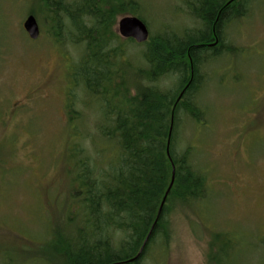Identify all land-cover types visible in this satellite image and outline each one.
<instances>
[{
    "label": "rangeland",
    "instance_id": "374dc122",
    "mask_svg": "<svg viewBox=\"0 0 264 264\" xmlns=\"http://www.w3.org/2000/svg\"><path fill=\"white\" fill-rule=\"evenodd\" d=\"M137 1L151 35L199 26L187 0ZM248 8L225 30L243 50L201 66L196 98L205 123L184 117L180 127V145L193 144L192 162L206 175L208 197L170 206L167 246L149 252L150 264H211L215 233L236 244L227 264H264V0H249ZM42 9L41 0H0V256L15 254L16 264L40 263L34 252L63 217L71 148L78 144L96 156L98 147L111 158L115 147L98 134L97 125L108 123L98 97L72 76L83 47L59 42ZM131 12H117L112 31L119 34L120 18ZM29 14L41 28L37 39L23 27ZM145 48L131 44L128 53L137 59ZM28 253L34 256L24 258Z\"/></svg>",
    "mask_w": 264,
    "mask_h": 264
},
{
    "label": "trees",
    "instance_id": "16d2710c",
    "mask_svg": "<svg viewBox=\"0 0 264 264\" xmlns=\"http://www.w3.org/2000/svg\"><path fill=\"white\" fill-rule=\"evenodd\" d=\"M41 1L55 38L83 47L72 76L78 87L98 97L108 117V123L97 125L98 134L115 147L111 158H104L106 149L97 147L92 156L78 144L71 148L63 217L34 252L41 260L37 264H150L149 252L167 246L170 206L195 205L208 197L206 175L192 162L193 144L180 145V127L184 117L205 123L206 111L196 98L204 82L201 66L243 50L226 39L225 30L247 15L249 0H187L199 26L150 33L137 59L128 47L138 43L122 38L112 26L113 16L127 10L145 21L139 1ZM163 78L172 80L171 86L163 87ZM173 166L174 183L160 217L141 255L129 262L156 220ZM232 239L214 234L211 264H227L236 246ZM29 254L24 258L34 256ZM17 259L5 252L0 264H16Z\"/></svg>",
    "mask_w": 264,
    "mask_h": 264
},
{
    "label": "water",
    "instance_id": "95a60500",
    "mask_svg": "<svg viewBox=\"0 0 264 264\" xmlns=\"http://www.w3.org/2000/svg\"><path fill=\"white\" fill-rule=\"evenodd\" d=\"M23 27L31 39H37L40 36V25H39L38 20L35 17V15L29 14L23 22ZM118 32L122 38H126V39L131 38V39L135 40L137 43L146 42L150 36V30H149L147 23L143 19H141L140 17H138L136 15H125V16L121 17L119 22H118ZM216 42L213 44H210V46L215 45ZM191 80H192V78L190 79V82H191ZM190 82L187 84L185 89L188 87ZM184 90L180 93L178 100H180V98L182 97ZM174 178H175V167L173 166L172 180H171V183H170V185H169V187H168V189L164 195V198H163L162 203L160 205L156 220H155L154 224L152 225L150 232L147 235L146 240H145L141 250L133 259L129 260V262L136 260L141 255V253L143 252V249H144L147 241L149 240V237H150L152 231L154 230V227H155V225H156V223L160 217L163 205L165 204L166 198H167V196L171 190V187L174 183Z\"/></svg>",
    "mask_w": 264,
    "mask_h": 264
},
{
    "label": "flooded vegetation",
    "instance_id": "af4514ba",
    "mask_svg": "<svg viewBox=\"0 0 264 264\" xmlns=\"http://www.w3.org/2000/svg\"><path fill=\"white\" fill-rule=\"evenodd\" d=\"M40 32H41V28H40ZM56 77H53L52 79H55ZM47 81H45L44 83H46ZM49 82V81H48ZM45 85H41V86H38L37 87V91L38 92H41L42 90H43V87H44ZM71 105H72V100H71V102L70 103H68V108L67 109H71ZM71 112V111H70ZM70 117H68L67 119H69ZM76 118V117H75ZM75 118H73V117H71L70 119H75Z\"/></svg>",
    "mask_w": 264,
    "mask_h": 264
},
{
    "label": "bare ground",
    "instance_id": "6f19581e",
    "mask_svg": "<svg viewBox=\"0 0 264 264\" xmlns=\"http://www.w3.org/2000/svg\"><path fill=\"white\" fill-rule=\"evenodd\" d=\"M150 37V36H149ZM145 43V42H144ZM158 212H159V210H158Z\"/></svg>",
    "mask_w": 264,
    "mask_h": 264
}]
</instances>
